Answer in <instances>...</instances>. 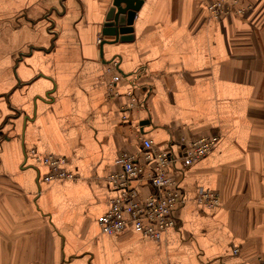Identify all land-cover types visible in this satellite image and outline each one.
<instances>
[{"label":"crops","instance_id":"0c3cea01","mask_svg":"<svg viewBox=\"0 0 264 264\" xmlns=\"http://www.w3.org/2000/svg\"><path fill=\"white\" fill-rule=\"evenodd\" d=\"M113 0H0V264H255L264 257V0L215 20L206 0H143L134 39L96 43ZM120 80L114 82V77ZM192 166L170 168L188 203L152 239L104 234L107 176L142 140ZM75 180H42L32 155ZM136 187V186H135ZM139 197L150 193L137 184ZM216 191L219 207L196 201Z\"/></svg>","mask_w":264,"mask_h":264},{"label":"built area","instance_id":"2783aa9c","mask_svg":"<svg viewBox=\"0 0 264 264\" xmlns=\"http://www.w3.org/2000/svg\"><path fill=\"white\" fill-rule=\"evenodd\" d=\"M206 9L215 20L225 15H243L246 7L240 0H206ZM103 39L99 35L96 43ZM120 76L114 77V82ZM220 141L219 135L203 136L184 144L182 155L158 151L151 140H142L143 158L148 167L140 164L138 159L121 152L119 163L121 171L107 176V183L115 192L110 200V209L99 220L104 234L115 235L131 227L136 232L152 239L159 240L166 230L176 226L177 211L188 203L178 182L172 177L170 168L181 163L188 168L212 152ZM35 163L47 168L42 180L50 183L58 180H75L76 176L65 170L66 160L52 155L39 156L32 152ZM147 182L151 186L150 193L140 198L137 184ZM136 186V187H135ZM196 201L208 209L221 205L216 191L202 189ZM255 264H264V257Z\"/></svg>","mask_w":264,"mask_h":264},{"label":"water","instance_id":"95a60500","mask_svg":"<svg viewBox=\"0 0 264 264\" xmlns=\"http://www.w3.org/2000/svg\"><path fill=\"white\" fill-rule=\"evenodd\" d=\"M143 0H113L103 24L102 35L114 37L113 42L102 41L100 54L103 55V45L106 43H126L134 39V21Z\"/></svg>","mask_w":264,"mask_h":264}]
</instances>
